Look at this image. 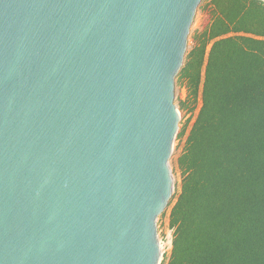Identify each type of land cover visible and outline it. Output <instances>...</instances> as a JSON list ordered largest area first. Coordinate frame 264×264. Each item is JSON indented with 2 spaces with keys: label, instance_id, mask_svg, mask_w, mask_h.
Wrapping results in <instances>:
<instances>
[{
  "label": "water",
  "instance_id": "water-1",
  "mask_svg": "<svg viewBox=\"0 0 264 264\" xmlns=\"http://www.w3.org/2000/svg\"><path fill=\"white\" fill-rule=\"evenodd\" d=\"M201 1L0 0V264L160 263Z\"/></svg>",
  "mask_w": 264,
  "mask_h": 264
},
{
  "label": "trees",
  "instance_id": "trees-1",
  "mask_svg": "<svg viewBox=\"0 0 264 264\" xmlns=\"http://www.w3.org/2000/svg\"><path fill=\"white\" fill-rule=\"evenodd\" d=\"M203 8L209 21L176 76L179 108L200 106L176 159L162 264H264V1Z\"/></svg>",
  "mask_w": 264,
  "mask_h": 264
},
{
  "label": "rangeland",
  "instance_id": "rangeland-1",
  "mask_svg": "<svg viewBox=\"0 0 264 264\" xmlns=\"http://www.w3.org/2000/svg\"><path fill=\"white\" fill-rule=\"evenodd\" d=\"M207 1L208 0H202L197 9L194 21L190 27L186 52L190 49V47L193 44V40H192L193 32L198 28L202 29V27H204L209 21L210 15L207 9L203 8V5ZM186 93L187 91H186L185 86L177 83V80L175 79L174 103L176 104L177 108L180 111V120H179V125H178V131L173 141L172 153L169 158V165L172 170L173 181H174L173 194H176L179 191V184H180V179H181L180 171L176 165V159L179 153L181 152V150L183 149V145L185 143L187 132L191 124L193 123L197 110L200 106V100H198L193 113H191L190 111H187L186 109H180L179 101L183 100L186 97ZM183 128L185 129L184 133L182 135H179ZM174 201H175V197H173L170 205L167 204L166 208L163 210L164 214L161 215L162 214L161 213L158 216L157 221H156L157 234H158V240L160 243V252H161L159 264H162L164 257L167 254H169L170 249H171V238H172L173 230L168 225V215L170 211V206L173 204Z\"/></svg>",
  "mask_w": 264,
  "mask_h": 264
},
{
  "label": "crops",
  "instance_id": "crops-1",
  "mask_svg": "<svg viewBox=\"0 0 264 264\" xmlns=\"http://www.w3.org/2000/svg\"><path fill=\"white\" fill-rule=\"evenodd\" d=\"M203 28V27H202ZM198 29H201V28H198Z\"/></svg>",
  "mask_w": 264,
  "mask_h": 264
}]
</instances>
